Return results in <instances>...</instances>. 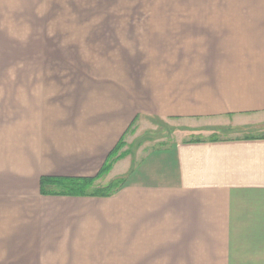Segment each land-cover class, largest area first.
I'll list each match as a JSON object with an SVG mask.
<instances>
[{
	"label": "crops",
	"instance_id": "1",
	"mask_svg": "<svg viewBox=\"0 0 264 264\" xmlns=\"http://www.w3.org/2000/svg\"><path fill=\"white\" fill-rule=\"evenodd\" d=\"M7 23L13 71L78 75L58 98L0 99V264H264V139L140 160L124 144L97 181L122 179L113 197L40 192L96 177L145 117L263 134L264 0H0Z\"/></svg>",
	"mask_w": 264,
	"mask_h": 264
},
{
	"label": "rangeland",
	"instance_id": "2",
	"mask_svg": "<svg viewBox=\"0 0 264 264\" xmlns=\"http://www.w3.org/2000/svg\"><path fill=\"white\" fill-rule=\"evenodd\" d=\"M21 33L20 25L0 24V99H54L68 90L75 89L78 73L12 70L10 64L13 50L12 39ZM232 124L233 120L230 118L170 121L145 117L128 134L124 144L128 146L126 150L130 151L133 158L140 160L153 151L168 149L178 142H188L196 138L208 140L213 134L218 135L219 138H242L245 136L243 133H250L242 129H238L240 131L237 132L226 131L234 128ZM187 127L199 129L191 130ZM255 133L257 132L252 134Z\"/></svg>",
	"mask_w": 264,
	"mask_h": 264
},
{
	"label": "trees",
	"instance_id": "3",
	"mask_svg": "<svg viewBox=\"0 0 264 264\" xmlns=\"http://www.w3.org/2000/svg\"><path fill=\"white\" fill-rule=\"evenodd\" d=\"M138 121L135 120L133 126ZM133 126L130 130L133 129ZM243 131H249L250 133H243L242 139L254 140V139H264V133L252 134L251 129H242ZM226 131H240L238 129L232 128L227 129ZM130 132V131H129ZM214 132V131H213ZM212 132V133H213ZM128 133V132H127ZM233 138H219L218 135L213 134L209 137L208 140H202L201 138H196L188 141L187 143H201L205 141L209 142H218V141H227ZM124 147V142L118 144L115 150L109 155L105 165L103 166L100 173L93 178H70V177H43L40 180V192L42 196H51V197H69V198H110L116 195L123 186V180H115L109 183L108 185L101 186L97 184V181L108 174L113 165L122 159L125 156V153L120 155V151ZM128 155V153H126Z\"/></svg>",
	"mask_w": 264,
	"mask_h": 264
}]
</instances>
